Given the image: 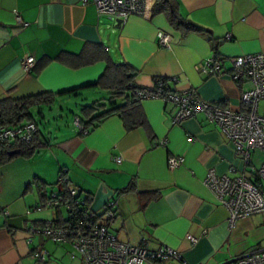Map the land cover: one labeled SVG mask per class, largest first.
<instances>
[{"label": "crops", "instance_id": "1", "mask_svg": "<svg viewBox=\"0 0 264 264\" xmlns=\"http://www.w3.org/2000/svg\"><path fill=\"white\" fill-rule=\"evenodd\" d=\"M177 2L179 13L201 31L174 28L163 13L153 12L148 19L131 15L117 25L99 16L91 1L0 0V100L54 93L55 104L87 89L89 101H106V109L109 92L87 86L102 74L108 55L134 69L138 86L164 78L167 89L192 88L207 102L244 109L241 90L248 83L240 87L228 72L207 77L194 67L212 54L227 59L264 53V0ZM161 32L171 35L169 48L158 45ZM28 55L35 59L30 71L21 64ZM52 106L35 108L42 117V109ZM174 112L175 106L162 99H146L140 101L143 123L131 129L118 114L89 127L86 134L68 123L54 136L38 128L45 145L29 157L16 155L0 165V264H37L31 257L36 247L45 252L47 264H83L79 255L71 257L68 243H54L38 233L31 236L29 231L60 216L48 209L27 211L60 187L56 182L61 170L89 198L92 210L116 201L109 229L120 241L150 249L169 246L181 253L185 264H233L238 255L264 246V213L230 227L227 211L202 182L208 169L249 175L250 166L259 167L263 154L253 151L247 166L203 114L174 124ZM257 112L264 116V99ZM170 155L182 157V164L169 169ZM130 183L134 190L120 192ZM151 193L157 197L148 199ZM187 234L197 242L192 244Z\"/></svg>", "mask_w": 264, "mask_h": 264}, {"label": "built area", "instance_id": "2", "mask_svg": "<svg viewBox=\"0 0 264 264\" xmlns=\"http://www.w3.org/2000/svg\"><path fill=\"white\" fill-rule=\"evenodd\" d=\"M91 1L99 16L120 24L131 15L150 18L153 0H83ZM16 19L21 21L18 13ZM158 45L169 48L172 37L166 32L158 35ZM229 64L226 68L225 62ZM22 67L30 71L35 64L33 56L28 55L21 61ZM195 70L204 76H218L228 72L231 79L240 84L248 83V88L241 90V102L244 109H233L219 104L207 102L199 97L192 88L168 90L162 81H156L151 86L135 89V98L139 101L146 99H162L165 103L175 106L172 123H180L184 119L203 114L206 120L218 127L231 141L236 154L240 155L245 165L250 166V156L255 150L263 154L261 164L257 168L250 166V174L236 172L230 169L226 174H218L214 169H208L203 185L213 194L217 203L228 214V223L234 227L238 220L264 213V116L258 114V103L264 99V53L246 54L228 57L227 59L212 54ZM171 81H177L171 78ZM74 125L78 132L86 134L79 117H74ZM38 127L35 122L20 125L0 127V143L18 141L31 143ZM164 144V141L161 142ZM42 145L38 144V147ZM117 163L120 157L114 159ZM182 157L170 155L167 157L169 169H175L182 164ZM60 179V178H59ZM116 201H106L99 211L92 210L87 201L73 185L68 184L66 192L50 191L43 203L35 205L27 211L42 209L56 210L62 208L65 212L67 224L55 227L53 220L48 219L41 228L30 227V235L42 234L52 242L68 243L74 258L77 254L83 264H185L182 255L177 250L160 245L155 249L123 242L116 238L108 226V222L115 218ZM195 244L196 237L186 235ZM31 241V239H29ZM31 257L37 264H47L45 252L36 247ZM172 262V263H171ZM236 264H264V246H259L249 252L238 255Z\"/></svg>", "mask_w": 264, "mask_h": 264}, {"label": "trees", "instance_id": "3", "mask_svg": "<svg viewBox=\"0 0 264 264\" xmlns=\"http://www.w3.org/2000/svg\"><path fill=\"white\" fill-rule=\"evenodd\" d=\"M152 12L154 14L163 13L166 16L169 24L172 25L174 28H183L185 29V31L202 30L191 21L185 19L179 13L177 0H154L152 5ZM104 58L106 59L107 63L104 71L95 83L87 87H98L102 90L109 92V107L105 109L104 105L98 104L97 101L89 105L81 106L80 112L83 116V118L79 117L81 124L83 125L84 129L89 131V127L97 125V123H99L102 119L106 118L107 116L111 114H118L122 118L126 129H131L135 126L141 125L143 123V120L140 117V101L135 98V89L141 88L142 86H138L134 83V77L136 75V72L127 63L113 62L108 55H105ZM95 60L96 57L93 60H90V62H93ZM88 62L89 61H84L82 64H87ZM159 80L164 82V84L166 82V79L164 78H158L155 80V82ZM165 88L167 89L166 84ZM57 95L58 94L54 93H38L17 99H1L0 127L8 125H20L27 122H35L34 115L31 113V109L43 105L52 106ZM116 100H122L123 102L121 104H117L115 102ZM38 134L39 130L37 131V133L34 134V138L31 143H21L18 141H5L3 143H0V165L5 164L16 156L8 154L12 150L18 149L19 153L17 155L29 157L38 148V144L45 145L46 143L40 140ZM59 178L56 184H60V187L55 188V190H58L60 192H66L68 184H73L68 181L63 170H61ZM133 188L134 185L130 183L128 186L121 189L120 192H130L134 190ZM77 190L79 191L78 188ZM81 194L82 193H80V195ZM156 197L157 196L155 194H147L148 199ZM83 198L88 203L89 198L86 195H84ZM61 210L63 209L58 208L56 210H52L59 211L60 213V216H58L57 219L53 220V225L55 227H62L67 224L68 220L67 218L65 219V213L64 216H62Z\"/></svg>", "mask_w": 264, "mask_h": 264}, {"label": "rangeland", "instance_id": "4", "mask_svg": "<svg viewBox=\"0 0 264 264\" xmlns=\"http://www.w3.org/2000/svg\"><path fill=\"white\" fill-rule=\"evenodd\" d=\"M90 89V88H88ZM90 95L87 93V89L82 90L78 95L65 96L62 100H57L52 107H44L42 109V117L37 114L36 108L31 110L34 115V120L43 134L54 136L57 129L64 128V124L68 123L69 126L74 129V115L82 117L80 108L83 105L90 104ZM87 99V100H86ZM104 101H98V104H104ZM62 214L63 210H61ZM236 264V263H233Z\"/></svg>", "mask_w": 264, "mask_h": 264}, {"label": "water", "instance_id": "5", "mask_svg": "<svg viewBox=\"0 0 264 264\" xmlns=\"http://www.w3.org/2000/svg\"><path fill=\"white\" fill-rule=\"evenodd\" d=\"M119 24H120V21L117 22V25H119ZM18 153H19V150L15 149V150L10 151L8 154L9 155H17Z\"/></svg>", "mask_w": 264, "mask_h": 264}]
</instances>
